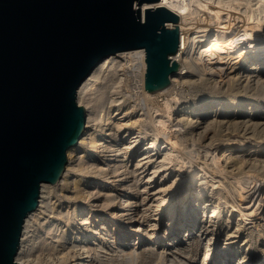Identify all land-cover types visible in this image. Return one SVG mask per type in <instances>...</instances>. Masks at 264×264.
<instances>
[{"label": "bare ground", "instance_id": "bare-ground-1", "mask_svg": "<svg viewBox=\"0 0 264 264\" xmlns=\"http://www.w3.org/2000/svg\"><path fill=\"white\" fill-rule=\"evenodd\" d=\"M161 6L179 16L170 86L146 90L145 49L94 69L83 135L42 185L18 263L264 264V0L144 9Z\"/></svg>", "mask_w": 264, "mask_h": 264}, {"label": "water", "instance_id": "water-1", "mask_svg": "<svg viewBox=\"0 0 264 264\" xmlns=\"http://www.w3.org/2000/svg\"><path fill=\"white\" fill-rule=\"evenodd\" d=\"M160 0H0V264L16 256L42 185L57 184L83 135L78 90L108 56L145 49V87L180 63L179 16Z\"/></svg>", "mask_w": 264, "mask_h": 264}, {"label": "rangeland", "instance_id": "rangeland-1", "mask_svg": "<svg viewBox=\"0 0 264 264\" xmlns=\"http://www.w3.org/2000/svg\"><path fill=\"white\" fill-rule=\"evenodd\" d=\"M106 94H107V93L105 92V93H103V95H102L101 97H98V101H100L101 99H103V98L106 96ZM95 95H96V96L99 95V92H97ZM132 133H133V132H132ZM166 133L168 134V131H167ZM171 134H173V133L169 132L168 136L171 135ZM130 137H131V136H130ZM103 203H105V202L102 201L100 205H103ZM41 241H43V239H42ZM38 244L40 245L41 242L38 243ZM37 249H40V247H38ZM155 264H160V263H155Z\"/></svg>", "mask_w": 264, "mask_h": 264}]
</instances>
